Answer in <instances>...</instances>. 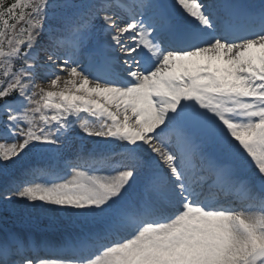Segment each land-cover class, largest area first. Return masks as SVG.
<instances>
[{"label": "snow or ice", "instance_id": "6c2138e0", "mask_svg": "<svg viewBox=\"0 0 264 264\" xmlns=\"http://www.w3.org/2000/svg\"><path fill=\"white\" fill-rule=\"evenodd\" d=\"M0 264H264V0H0Z\"/></svg>", "mask_w": 264, "mask_h": 264}]
</instances>
